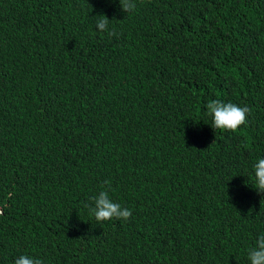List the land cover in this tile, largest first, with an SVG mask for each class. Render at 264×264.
Masks as SVG:
<instances>
[{
    "label": "trees",
    "instance_id": "16d2710c",
    "mask_svg": "<svg viewBox=\"0 0 264 264\" xmlns=\"http://www.w3.org/2000/svg\"><path fill=\"white\" fill-rule=\"evenodd\" d=\"M131 2L0 0V264H250L264 0ZM217 99L247 126L214 129ZM105 181L129 220L85 207Z\"/></svg>",
    "mask_w": 264,
    "mask_h": 264
},
{
    "label": "clouds",
    "instance_id": "9594fccd",
    "mask_svg": "<svg viewBox=\"0 0 264 264\" xmlns=\"http://www.w3.org/2000/svg\"><path fill=\"white\" fill-rule=\"evenodd\" d=\"M121 10L131 13L136 9V2L131 0H119ZM110 20L106 15H100L96 20V27L100 32H107L109 36L116 35L114 29H110ZM207 114L212 117L214 129L236 133L247 126L250 109L247 106H238L235 103H223L221 100H212L207 104ZM108 188L99 193L98 198L93 197L95 207H89L90 213L97 222H107L113 219L127 221L132 217V211L115 203L109 197L111 182L105 181ZM254 188L264 195V158L258 159L254 165ZM11 196V193L8 194ZM1 212V210H0ZM250 264H264V234L256 241V246L248 250ZM15 264H43V261L27 255H22L15 260Z\"/></svg>",
    "mask_w": 264,
    "mask_h": 264
}]
</instances>
